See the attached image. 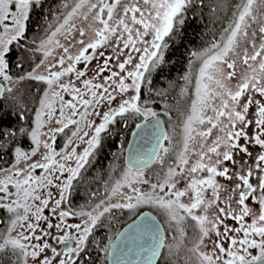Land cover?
<instances>
[{
    "label": "snow or ice",
    "instance_id": "1",
    "mask_svg": "<svg viewBox=\"0 0 264 264\" xmlns=\"http://www.w3.org/2000/svg\"><path fill=\"white\" fill-rule=\"evenodd\" d=\"M46 5L0 0V112L9 102L22 122L0 128V264H100L93 251L110 264H158L162 250L163 264H264V0H60L47 15ZM206 6L226 23L190 53L189 108L169 135L142 88L150 99L153 74ZM121 121L139 130L127 167L113 177V165L103 191L75 209L77 184ZM144 206L167 228L143 216L96 241L95 230Z\"/></svg>",
    "mask_w": 264,
    "mask_h": 264
},
{
    "label": "trees",
    "instance_id": "2",
    "mask_svg": "<svg viewBox=\"0 0 264 264\" xmlns=\"http://www.w3.org/2000/svg\"><path fill=\"white\" fill-rule=\"evenodd\" d=\"M217 0H205L206 5L215 4ZM225 3H234L235 0H224ZM60 0H47V5H51L53 12L59 6ZM45 8V14H48V8ZM229 12L228 9L224 10ZM51 18V17H50ZM34 19H36L34 17ZM40 22L43 24V17H40ZM226 23L224 12L218 13L216 16L212 14L208 6L200 11H197L196 18L188 24L184 31L182 43L172 49L168 53L169 63L166 64L162 71H158L153 74V83L150 86L152 88L151 98L147 95V88H142V99L148 100L147 107L157 111L163 118L167 132L169 135L173 133V127L176 126V132L178 133L180 128L178 125L182 122L180 113L181 108L175 105L177 95L184 81L182 77L189 72L193 75L196 71V65L199 63L195 61V58L190 57V53L193 51H200L206 48L213 39V34L217 36L221 29V26ZM43 35V30H33L28 33L29 42L36 40L39 42V38ZM36 45L33 44V47ZM32 63L38 62V59H42V53L37 51L34 54L29 53ZM192 59L194 63L190 66L189 60ZM27 67V65H26ZM43 85H39L35 81H24L21 85L22 90L31 91L36 90V94L39 95V88ZM161 95H157V93ZM172 100V101H170ZM168 106V109L165 108ZM171 106H174L173 108ZM168 110V115H164L165 110ZM31 116V113H29ZM0 128H18L22 123L17 115L13 112L12 106L9 102H3V111L0 112ZM171 117V119H169ZM142 119H137L135 123L142 122ZM135 123L129 121L126 125L123 121L115 126H112L111 135H105L103 141L104 147L98 154L91 167L87 169L83 174V179L77 184V192L71 199V204L75 209L85 205L89 201V194L93 191H103V181L109 178L110 168L115 165L116 172H120L123 168L127 167L124 162V149L128 138L135 127ZM166 143V142H165ZM25 148L29 147L28 141H24ZM59 146V141H58ZM159 165L153 164L148 172L157 170ZM111 173L115 177V173ZM147 208H141L138 210V214ZM136 214L134 217H136ZM125 215L118 216L117 219L111 222V226H105L104 228H98L94 232L96 241L100 244H106L109 237H114L115 234L131 219H125ZM158 217V216H157ZM159 218V217H158ZM160 219V218H159ZM160 221H162L160 219ZM164 221H162L163 224ZM2 227V226H0ZM169 240V235L167 237ZM167 241V242H168ZM100 256V264H107V258L102 252H92V256L95 258ZM164 255L163 250L158 260V264H163Z\"/></svg>",
    "mask_w": 264,
    "mask_h": 264
},
{
    "label": "rangeland",
    "instance_id": "3",
    "mask_svg": "<svg viewBox=\"0 0 264 264\" xmlns=\"http://www.w3.org/2000/svg\"><path fill=\"white\" fill-rule=\"evenodd\" d=\"M196 61V60H195ZM198 62V61H197ZM94 63H95V61H94ZM82 67V66H81ZM189 90H190V92L193 90L192 89V86L190 85L189 86ZM170 101H172V100H170ZM177 101H179V103H177ZM175 105H177V107L178 108H181V110H182V112H187V110H188V108H189V100H188V97L187 96H185V97H182L181 95H180V90H179V94L177 95V99H176V101H175ZM172 108L174 107V106H171ZM165 108H167L168 109V106H166L165 105ZM182 117V116H181ZM182 120H183V118H182ZM180 131V130H179ZM250 131H255V129H250ZM166 144V143H165ZM252 151L253 152H256V151H258V146H255V145H253L252 146ZM119 173L120 172H116L115 173V177L116 176H118L119 175ZM112 175V174H111ZM113 177H114V175H112ZM143 208H147V210H150L151 212H153L156 216H158L162 221H164L163 222V227L164 228H167V222H166V220L164 219V217L160 214V212H159V210L158 209H156V208H153V207H150V206H144ZM135 215H132V216H129L128 214H126L125 215V219H129L130 217L132 218V217H134ZM50 219H51V217H50ZM161 221V222H162ZM73 222H79V221H73ZM189 231H191V229H189ZM168 237V236H167ZM169 240H170V242H171V240H172V237H171V235L169 234ZM167 241H168V239H167ZM166 241V242H167ZM169 242V241H168Z\"/></svg>",
    "mask_w": 264,
    "mask_h": 264
},
{
    "label": "water",
    "instance_id": "4",
    "mask_svg": "<svg viewBox=\"0 0 264 264\" xmlns=\"http://www.w3.org/2000/svg\"><path fill=\"white\" fill-rule=\"evenodd\" d=\"M160 119H161V125H160L161 129L167 132L165 123H164L163 118L161 116H160ZM140 123H143V121L140 122ZM137 131H139V130L134 127V129L132 130V132H131V134H130V136L128 138V141L126 143L125 149H124V162H125V165L126 166H127V160H126V158L128 156V146L130 144H133L134 142H137L138 139H139L138 137H135V136L132 135L133 132H137ZM143 216H149L152 219H154L157 223H159V224H161L163 226V224L160 221V219L153 212H151L150 210H144L140 214H138L136 217H134L133 219H131L130 221H128L117 233L125 231L128 228V226L133 223L134 220L138 222ZM159 258H158V260H159ZM107 264H110V262L108 261V259H107Z\"/></svg>",
    "mask_w": 264,
    "mask_h": 264
}]
</instances>
